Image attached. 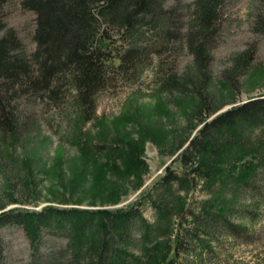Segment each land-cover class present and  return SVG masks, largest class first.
Here are the masks:
<instances>
[{"label": "rangeland", "instance_id": "rangeland-1", "mask_svg": "<svg viewBox=\"0 0 264 264\" xmlns=\"http://www.w3.org/2000/svg\"><path fill=\"white\" fill-rule=\"evenodd\" d=\"M191 1L166 0V5L177 6L185 24L183 32L190 20ZM35 17L21 0H7L3 6V22L16 32L27 55L36 46ZM113 43L119 46L116 39ZM152 50H140L145 65L139 73L110 71L106 86L94 96L89 120L84 119L86 114L67 84L55 100L28 95L14 99L23 126L14 144L0 139V212L14 207L39 210L46 205L118 208L139 199L144 218L152 222L156 210L147 200L152 193L162 194L173 211L170 231L157 229L152 243L160 242L165 248L173 243L179 222L183 229L194 230L196 221L199 225L205 220L199 238H186L176 263L264 264V167L256 171L249 187L224 185L220 204L209 199L207 191L213 187H205L202 181L174 194H163L155 187L168 167L180 169L174 158L202 126L203 118L209 120L264 93V0H223L218 30L208 49L204 92L210 97L206 101L199 103L191 89L180 92L167 80L192 64L184 39L172 40L157 53ZM212 108L214 112L207 116ZM263 132L255 129L252 136ZM115 145L143 146L138 174L130 173L122 158L105 153ZM96 163L104 169L92 168ZM206 200L211 201L209 215L223 204L230 223L217 224L210 216L205 219L202 202ZM0 240L2 264H52L50 252L67 241L45 229L38 240L39 252L32 255L33 243L16 224L1 227Z\"/></svg>", "mask_w": 264, "mask_h": 264}, {"label": "trees", "instance_id": "trees-1", "mask_svg": "<svg viewBox=\"0 0 264 264\" xmlns=\"http://www.w3.org/2000/svg\"><path fill=\"white\" fill-rule=\"evenodd\" d=\"M6 1L0 0V139L7 144L18 140L23 126L15 110L14 99L18 95L55 100L67 84L73 89L81 112L86 114L84 119L89 120L94 96L106 86L111 70L139 73L145 65L140 50L151 48L157 53L172 40L184 39L193 60L186 71L167 80L173 81L180 92L191 89L199 103L210 97L204 92L209 78L208 49L218 30L223 0H192L184 32L177 6L166 5V0H21L22 7L36 15V46L29 55L16 32L3 22ZM115 59L118 62L114 69ZM245 62H250L249 55ZM214 110L209 109L207 116ZM201 123L174 158L180 169L168 167L155 187L163 194H174L202 181L205 187H213L207 191L209 199L220 204L224 185L249 187L256 171L264 167V132L260 137L252 136L255 129H264V93L209 120L203 118ZM142 149V145L128 149L115 145L105 153L122 158L128 171L138 174L143 164ZM101 167L96 163L92 168L99 171ZM153 194L147 200L156 210L152 222L144 218L143 202L138 199L118 208L14 207L0 212V228L20 225L33 243L32 255L39 252L38 240L43 230L65 237V245L50 252L52 264H178L179 249L186 248V238H199L198 231L205 220L199 225L196 221L194 230L183 229L179 222L173 243L165 248L160 242L152 243L157 229L170 231L173 213L162 194ZM209 202H202L203 217L210 216L217 224H229L223 214L226 207L219 205V210L209 215Z\"/></svg>", "mask_w": 264, "mask_h": 264}]
</instances>
